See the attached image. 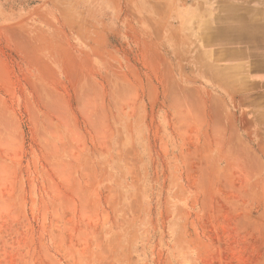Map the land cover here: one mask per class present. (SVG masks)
Returning a JSON list of instances; mask_svg holds the SVG:
<instances>
[{
    "label": "rangeland",
    "instance_id": "374dc122",
    "mask_svg": "<svg viewBox=\"0 0 264 264\" xmlns=\"http://www.w3.org/2000/svg\"><path fill=\"white\" fill-rule=\"evenodd\" d=\"M225 1L0 0V264H264L262 90L205 70Z\"/></svg>",
    "mask_w": 264,
    "mask_h": 264
},
{
    "label": "crops",
    "instance_id": "0c3cea01",
    "mask_svg": "<svg viewBox=\"0 0 264 264\" xmlns=\"http://www.w3.org/2000/svg\"><path fill=\"white\" fill-rule=\"evenodd\" d=\"M229 1L231 2L228 3ZM225 2V8H232L234 13L239 11L240 21L246 25L239 32L229 31L232 36H229V32L224 36L217 30V25L222 24L219 18L210 22L209 26L213 32L203 36V44L219 48L211 53V57L215 59H210L211 62H208L205 70L210 72V78L216 86L226 87L231 77H237V80L244 81L246 86L257 87L262 90L257 96V102L264 105V0ZM223 7L218 8V14ZM235 14L238 15L237 12ZM216 34L220 36L212 39ZM224 40L229 42L224 44Z\"/></svg>",
    "mask_w": 264,
    "mask_h": 264
}]
</instances>
